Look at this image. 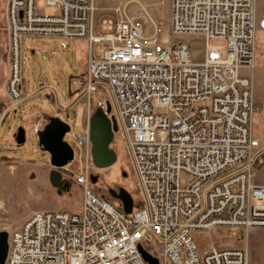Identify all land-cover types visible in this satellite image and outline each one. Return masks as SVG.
<instances>
[{"label":"built area","instance_id":"obj_1","mask_svg":"<svg viewBox=\"0 0 264 264\" xmlns=\"http://www.w3.org/2000/svg\"><path fill=\"white\" fill-rule=\"evenodd\" d=\"M41 6L54 13L37 11ZM96 12L94 0L7 1L6 113L23 102V38L86 41L85 71L70 84L87 97L88 109L92 100L103 110L110 103L143 201L126 215L118 202L93 192L88 126L70 130L66 136L85 149V168L73 181L82 189L81 207L33 212L8 232L4 264H148L139 246L157 264H248L246 247L213 245L200 254L190 235L264 229V187L251 183L264 164L251 131L255 35L258 26L264 30L257 0H172L171 33L205 42L197 64L188 61L185 45L161 47L157 24L149 33L146 18L129 15L126 6L102 18ZM102 90L109 101L98 96ZM73 163L71 178L77 163L63 169Z\"/></svg>","mask_w":264,"mask_h":264},{"label":"rangeland","instance_id":"obj_2","mask_svg":"<svg viewBox=\"0 0 264 264\" xmlns=\"http://www.w3.org/2000/svg\"><path fill=\"white\" fill-rule=\"evenodd\" d=\"M8 0H0V101L7 103L0 111V231L7 233L15 230L26 221L33 212L53 211L76 213L82 203V189L73 183L74 178L86 164L85 149L77 146L76 142L65 136V141L73 147L74 162L77 168L71 178L70 173L75 164L68 170H62L63 178L69 183L66 191L57 194L52 188L48 177L51 167L49 155L42 152L38 146L37 132L47 117H58L71 126L75 134L82 132L86 127L87 97L76 99V94L70 97V91L76 89L71 85L70 75L76 72L77 59L81 49L86 48V42L68 43L62 38H29L21 41V91L23 102L16 108V112L8 114V96L5 83L8 76L9 42L5 31V12ZM95 6L102 9L96 16L102 18L116 9L124 6L129 15L146 18V28L152 33V22L160 29L158 43L169 49L172 45H185L188 49V61L201 63L205 57V42L199 36L174 35L171 33V2L172 0H94ZM143 5L146 12H141ZM45 15H52L54 11L46 6L36 8ZM264 15V0H258L257 20L260 22ZM255 69L252 73V95L257 110L252 116L251 131L261 148H264V72L258 65L264 63V30L259 26L256 29ZM67 48L62 50L61 44ZM31 50H35V55ZM44 50V51H43ZM98 47L94 54L98 55ZM245 68L240 74H246ZM41 85L48 90L44 93H34ZM103 91V90H102ZM100 98L109 101V95L98 92ZM78 97V96H77ZM1 102V103H2ZM91 103L94 112L98 106ZM1 108V104H0ZM68 108V109H67ZM96 108V109H95ZM91 111V112H92ZM92 114V113H91ZM40 127V128H39ZM19 128L25 130V143L17 146L14 134ZM110 148L116 153L117 160L107 169H96L89 160L91 174L97 177V182L90 188L100 195H108L109 189L122 188L132 197L133 201L142 202L143 195L140 189L135 170L128 149L125 147L120 132L114 135ZM234 169L221 175L226 176ZM187 176H182L181 183H186ZM264 182V172L254 170L251 183L253 185ZM191 239L200 254L215 248L246 247L248 264H264V229H250L243 232H231L225 228L196 231L191 233Z\"/></svg>","mask_w":264,"mask_h":264},{"label":"water","instance_id":"obj_3","mask_svg":"<svg viewBox=\"0 0 264 264\" xmlns=\"http://www.w3.org/2000/svg\"><path fill=\"white\" fill-rule=\"evenodd\" d=\"M32 52V51H31ZM89 141L91 144L90 157L92 165L98 169H107L115 164L117 160L116 153L110 148L113 142L114 134L118 132V125L114 115L111 114V105L106 103V109L98 108L93 112L89 119ZM69 123L58 117H47L43 120L42 127L37 132L38 146L42 152L49 155V183L56 189L57 194L66 191L69 183L63 178L62 170L74 160L73 147L66 142L65 136L70 132ZM15 143L21 146L25 143V130L19 128L14 134ZM97 177L91 175L90 183L94 185ZM109 197L121 205V209L126 215H130L134 208V201L131 195L124 189H109ZM143 259L148 264H157V261L151 258L147 252L138 247ZM8 251V233L0 231V264L5 263Z\"/></svg>","mask_w":264,"mask_h":264},{"label":"crops","instance_id":"obj_4","mask_svg":"<svg viewBox=\"0 0 264 264\" xmlns=\"http://www.w3.org/2000/svg\"><path fill=\"white\" fill-rule=\"evenodd\" d=\"M94 3H95V1H94ZM96 5V4H95ZM257 7H258V0H257ZM96 8L98 9V11H102V9H100V8H98L97 6H96ZM145 9V7L143 6V5H141V7H140V10L141 9ZM41 38H44V37H41ZM48 38V37H47ZM49 38H53V37H49ZM74 42H77V43H82V42H86V41H84V40H77V41H74ZM68 43H71V42H68ZM63 44V43H62ZM62 44H61V46H62ZM61 46H60V48H61ZM67 48V45L65 44V49ZM62 49V48H61ZM62 50H64V49H62ZM32 51V54L33 55H35V50H31ZM44 51V50H43ZM87 55H88V45H87V42H86V48L83 46L82 47V49H81V53H80V56L78 57V59H77V63H76V72L73 74V75H70L69 77H70V80H71V78H73V77H79V76H81L83 73H84V71H85V68H86V61H87ZM258 69L259 70H261L262 72H264V63L263 64H259L258 65ZM70 80H69V82H70ZM5 85H6V83H5ZM4 85V86H5ZM48 89L46 88V87H43L42 85H41V87L36 91V92H34V93H36V94H38V93H44V92H46ZM76 94H78L75 98V100L73 101V103L75 102V101H77V100H79L80 99V97H82V96H84L83 95V92L80 90V89H78L77 87H76V89L75 90H73V91H70V97H73V96H75ZM2 101H0V104L1 105H7V103H1ZM91 106L92 105H90V107H89V109H88V104H86V107H87V110H86V126H88V124H89V119H90V117H91V115L93 114V111L91 110ZM94 106H95V104H94ZM68 109V108H67ZM96 109V108H95ZM92 111V112H91ZM92 113V114H91ZM40 128V127H39ZM257 170H259V173L261 172V170H263V172H264V164L261 166V167H259ZM253 185V184H252ZM254 186H258V187H264V182H262V183H257V184H255ZM234 233L235 232H239L240 234H242V237H243V232L242 231H233ZM238 248H245V247H238Z\"/></svg>","mask_w":264,"mask_h":264},{"label":"trees","instance_id":"obj_5","mask_svg":"<svg viewBox=\"0 0 264 264\" xmlns=\"http://www.w3.org/2000/svg\"><path fill=\"white\" fill-rule=\"evenodd\" d=\"M4 110V107H3V105H1V108H0V111H3ZM1 160H5V158H2V157H0V161ZM141 205V202H136L135 203V206L137 207V206H140Z\"/></svg>","mask_w":264,"mask_h":264},{"label":"flooded vegetation","instance_id":"obj_6","mask_svg":"<svg viewBox=\"0 0 264 264\" xmlns=\"http://www.w3.org/2000/svg\"><path fill=\"white\" fill-rule=\"evenodd\" d=\"M118 132H119V130H118ZM118 132H117V133H118ZM117 133H116V134H117ZM116 134H114V135H116ZM107 192H108V191H107ZM107 194H108V193H107ZM102 196L111 199V198L109 197V195H106V194H105V195H102ZM111 200H112V199H111Z\"/></svg>","mask_w":264,"mask_h":264}]
</instances>
